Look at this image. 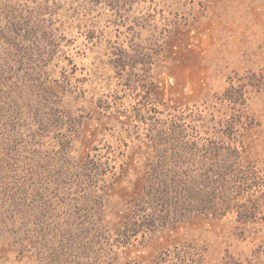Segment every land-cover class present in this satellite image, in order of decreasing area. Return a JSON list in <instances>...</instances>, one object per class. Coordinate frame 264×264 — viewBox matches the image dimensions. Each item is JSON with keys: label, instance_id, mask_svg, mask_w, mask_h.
<instances>
[{"label": "rangeland", "instance_id": "374dc122", "mask_svg": "<svg viewBox=\"0 0 264 264\" xmlns=\"http://www.w3.org/2000/svg\"><path fill=\"white\" fill-rule=\"evenodd\" d=\"M0 264H264V0H0Z\"/></svg>", "mask_w": 264, "mask_h": 264}]
</instances>
